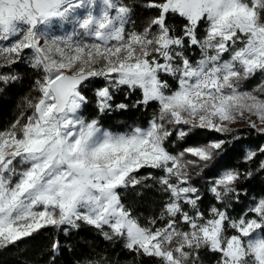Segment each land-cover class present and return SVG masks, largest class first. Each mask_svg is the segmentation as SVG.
<instances>
[{"label": "snow or ice", "instance_id": "6c2138e0", "mask_svg": "<svg viewBox=\"0 0 264 264\" xmlns=\"http://www.w3.org/2000/svg\"><path fill=\"white\" fill-rule=\"evenodd\" d=\"M100 5L94 14L97 0H0V85L21 79V62L40 73L39 95L25 97L31 115L21 112L0 130V249L41 229L67 235L90 226L107 241H123L132 257L125 264L143 256L203 264L206 253L214 264H264V196L231 214L233 203L248 197L242 185L251 167L228 168L212 180L207 190L219 206L207 212L192 183L238 139H228L238 119L264 134V80L241 90L243 81L264 77V0ZM137 8L148 12L139 31ZM57 23L72 24L79 39L53 35ZM97 78L104 81L94 93L99 114L127 110L115 103L117 93L139 91L132 107L155 105L148 126L113 132L86 118V90ZM200 138L172 150L175 141ZM262 155L264 146L248 148L241 162L258 161L256 171L264 172ZM136 186L166 197L147 225L122 202L121 192ZM62 250L54 239L50 264ZM76 264L121 262L97 252Z\"/></svg>", "mask_w": 264, "mask_h": 264}, {"label": "trees", "instance_id": "16d2710c", "mask_svg": "<svg viewBox=\"0 0 264 264\" xmlns=\"http://www.w3.org/2000/svg\"><path fill=\"white\" fill-rule=\"evenodd\" d=\"M123 3L130 6H136L144 0H122ZM148 12L143 9H136V30H142L145 26ZM179 28L183 21L179 18L172 21ZM16 71L21 79L14 84L7 86L0 85V130L6 129L21 112L26 118L31 115V109L25 106V97H36L38 92L34 91V81L39 78L40 73L32 70L30 65L21 62L16 66ZM264 80V77H257L243 81L241 90H253ZM104 81L97 78L94 83L89 84L86 95L92 101L85 111L86 118H99L102 125L113 132H125L130 128L139 126L147 127L148 122L153 118L155 105L144 107H132L133 103L141 96L139 91L130 94L125 98L124 91L116 95L115 103H126L129 105L127 110H117L106 115L97 112L95 106V89L101 87ZM175 87V84H173ZM126 91V90H125ZM24 120H21L23 123ZM234 132L228 136L231 140L232 135L238 136L226 146V152L219 157L210 168L192 177V183L200 188L203 194L202 209H207L213 204H217L214 197L208 192V186L221 172L228 168L239 167L241 171L251 167L253 175L250 179L243 182L242 187L247 191L248 197L242 198L239 203H233V216H239L243 213L252 197L260 198L264 196V172L256 171L258 161L251 165L242 163L245 150L248 148H258L264 146V134H261L248 125L233 128ZM203 139H189L186 142L175 141L172 150L178 151L186 144L202 143ZM259 159H264V155ZM143 173L144 170L142 169ZM159 174V173H158ZM151 183V181H149ZM122 202L126 208L132 210L133 216H138L142 225H147L148 219L158 215L163 201L166 197L156 191L154 188L142 189L140 186L130 188L121 192ZM217 206H219L217 204ZM157 227L161 222H157ZM107 230V229H105ZM54 239H59L63 250L57 256L56 264H76L82 258L91 257L94 253L103 252L105 256L118 258L121 264L132 259L131 255L123 248V241H107L102 235L90 226H82L79 230H70L65 235L62 231L52 228L41 229L32 236L24 238L16 245H10L7 248L0 249V264H50L49 258L52 255L50 249ZM203 264H214L215 257L211 253L202 256ZM140 264H161L158 258L143 256L139 258Z\"/></svg>", "mask_w": 264, "mask_h": 264}, {"label": "rangeland", "instance_id": "374dc122", "mask_svg": "<svg viewBox=\"0 0 264 264\" xmlns=\"http://www.w3.org/2000/svg\"><path fill=\"white\" fill-rule=\"evenodd\" d=\"M100 0H97V6L95 7L94 14H98L100 11ZM85 14L84 9H80V15L83 16ZM74 26L69 23H57L52 26V34L60 37H66L68 35H72V38L74 40L79 39V36L75 35L73 32ZM87 39V38H85ZM249 114L245 113V116L247 117ZM252 120H256L257 118L255 116L250 117ZM248 125L247 119H238L234 124L230 125L232 128L240 127Z\"/></svg>", "mask_w": 264, "mask_h": 264}]
</instances>
